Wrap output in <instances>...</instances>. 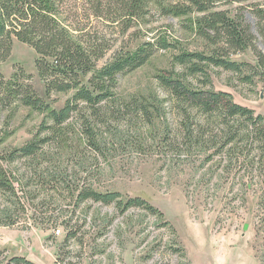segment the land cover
Wrapping results in <instances>:
<instances>
[{
    "label": "rangeland",
    "instance_id": "rangeland-1",
    "mask_svg": "<svg viewBox=\"0 0 264 264\" xmlns=\"http://www.w3.org/2000/svg\"><path fill=\"white\" fill-rule=\"evenodd\" d=\"M59 2L62 23L104 39L108 48L99 68L121 51L147 41L155 44L146 64L119 76L114 96L118 102L104 103L118 106L137 98L149 102L151 116L147 120L132 113L115 118L104 107L105 118L90 119L93 135L101 142L97 150L83 128L85 112H74L57 138L48 129L52 121L45 112L18 99L0 102V157L33 140L50 139L36 161L2 160L16 195L0 190V264L15 256L37 264H264V164L250 156L251 146L229 157L216 153L218 147L189 145L182 131L183 113L159 82V75H180L192 88L228 91L237 103L264 115V65L258 59L264 44L256 39L246 50H219L242 63L241 72L209 65L207 76L190 74L176 62L178 54H208L224 47L223 40L212 44L197 31L201 13L165 15L152 3L148 14L124 32L116 13L105 12L109 0ZM254 5L264 6V0L222 1L216 9L252 25L258 36ZM98 6L103 16H96ZM161 38L171 47L160 46ZM38 57L33 46L15 39L0 69L5 80L31 84L46 103L61 109L73 92L46 95ZM49 168L51 175L65 170L67 181L57 186L52 176L43 177ZM83 185L143 197L164 217L142 207L123 214L114 204H78L71 194ZM6 207L13 224L3 221L1 210ZM71 228L78 234L65 241Z\"/></svg>",
    "mask_w": 264,
    "mask_h": 264
},
{
    "label": "trees",
    "instance_id": "trees-1",
    "mask_svg": "<svg viewBox=\"0 0 264 264\" xmlns=\"http://www.w3.org/2000/svg\"><path fill=\"white\" fill-rule=\"evenodd\" d=\"M222 1L237 0H187L186 3L173 4H166L163 0H109L105 12L116 13L124 32L148 14L152 3L158 4L165 15L201 13L202 15L196 19L197 31L208 40H212L214 42L212 44H216L217 40H223L224 47H219L217 51L208 54L183 51L175 57L176 62L184 66L190 74L202 76H207L205 66L209 65L241 72L243 64L228 56L224 57V53L221 54L219 50L230 48L246 50L256 39L264 44V6L254 5L252 10L256 19L253 27L258 33L256 36L252 31V25L248 26L238 21L226 10L216 9L217 4ZM103 13L98 6L96 16H103ZM60 14L59 0H0V62L10 56L15 39L30 44L39 55L36 65L45 82L46 95H51L52 92H73L61 109L52 108L43 97L37 95L31 84L15 85L12 80H5L0 69V102L8 103L10 98L18 99L26 106L45 112L46 119L52 121V126L50 125L48 129H52V136L57 138L63 129L62 126L70 120L74 112H85L83 128L86 129L90 145L100 150L101 142L93 135L91 128L93 121L90 119L105 118L103 113L107 111L106 108L111 111V117L120 118L124 114L136 113L142 118L150 119L149 102L133 98L130 104L104 106V103L118 102L114 96L119 76L146 64L155 44L147 41L134 50L121 51L110 63L99 68L98 61L108 48L104 46V39L89 32L70 28L62 23ZM194 23L191 21V28H194ZM159 41L163 48L171 47V43L166 39L161 38ZM258 56L259 64L264 65V53L259 52ZM159 82L178 103L177 106L183 113L185 123L182 125V131L189 145L218 147L216 153H223L229 157L239 149L243 151L251 146L248 150L250 156L258 158L264 164V115L256 114L248 106L237 103L232 93L228 91L192 88L180 75L178 77L173 74H162L159 75ZM82 104L84 106L81 107ZM102 121L106 122L108 118ZM48 140L50 139L33 140L10 152L9 156L0 157V190L3 193L16 195L14 183L10 180L2 160L13 162L33 158L36 161L43 155L42 145ZM254 144L257 146L253 147ZM255 150L257 154L252 153ZM54 173L51 175L49 168L42 176L45 178L52 176L50 180L56 181L57 186L59 182L67 181L65 170L56 169ZM71 196L73 199L76 198L78 204L85 201L114 204L123 214L132 207H142L158 217H164L161 210L143 197H125L118 191L100 192L92 186L83 185L77 187ZM1 212L4 223H14L9 207L2 209ZM77 234L73 228L69 229L65 241L76 237ZM8 264L37 263L25 257L15 256Z\"/></svg>",
    "mask_w": 264,
    "mask_h": 264
}]
</instances>
